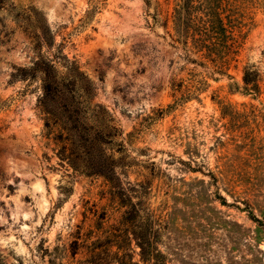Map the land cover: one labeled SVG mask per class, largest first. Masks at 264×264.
<instances>
[{
	"label": "rangeland",
	"instance_id": "374dc122",
	"mask_svg": "<svg viewBox=\"0 0 264 264\" xmlns=\"http://www.w3.org/2000/svg\"><path fill=\"white\" fill-rule=\"evenodd\" d=\"M187 2L0 0V264H264V0Z\"/></svg>",
	"mask_w": 264,
	"mask_h": 264
},
{
	"label": "trees",
	"instance_id": "16d2710c",
	"mask_svg": "<svg viewBox=\"0 0 264 264\" xmlns=\"http://www.w3.org/2000/svg\"><path fill=\"white\" fill-rule=\"evenodd\" d=\"M192 2L191 0H188V2L184 5V8L182 7V10L184 11V15L189 16L190 10L192 9ZM37 21V20H36ZM36 25V24H35ZM43 31V37L44 41L48 44L47 39V31L44 27L41 28ZM40 43V40H39ZM37 70H40L43 73L42 83H43V91L44 96H49L53 94H61V86L62 84L59 83L56 79V74L54 73L55 67L52 61L46 59L42 55L38 58V60L35 63ZM42 111L46 114V119L48 121L51 120L49 114H52L51 111L47 110L44 104H42ZM258 221V228H260L264 223L260 221L259 219H256ZM146 245V247L142 246V254L144 256L145 260L152 259L154 256H156L152 249H150V241H149V233L148 235L144 236L143 243ZM81 247H86L89 250V256L85 259V261L82 264H112L109 255L106 253V251H97V247L93 246L94 244L87 245V243H80Z\"/></svg>",
	"mask_w": 264,
	"mask_h": 264
}]
</instances>
